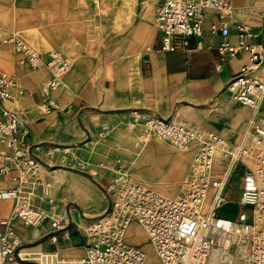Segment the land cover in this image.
Wrapping results in <instances>:
<instances>
[{"label":"built area","instance_id":"obj_1","mask_svg":"<svg viewBox=\"0 0 264 264\" xmlns=\"http://www.w3.org/2000/svg\"><path fill=\"white\" fill-rule=\"evenodd\" d=\"M233 8L232 0H158L154 10L158 48L162 51L201 48L205 11L212 10L209 30L222 37L217 46L221 58L241 50L249 53L248 61L223 87L231 98L252 109L238 143L229 144L223 136L177 120L172 114L142 113V141L155 135L178 148L190 144L196 148V165L173 196L118 170L103 185L107 205L100 214L74 219L69 213H54V186L43 178L41 167H68L89 176L97 170L89 161L68 152L65 145L49 143L37 148L39 143L28 140L30 132L22 114L0 106V179L9 181V185L0 183V202L10 201L5 208L0 205V264H145L142 247L124 238L131 222L143 228L160 264H264V124L255 117L264 96V75L257 72L264 63V39L258 44L247 41L249 28L233 22ZM231 25L237 31L236 44L228 40ZM0 43L11 45L31 68L47 70L37 93L42 111L50 112L57 105L54 92L62 86L70 61L58 52L43 54L12 33L0 31ZM16 86L12 75L0 72V98L13 99ZM105 133L104 126L97 131L98 136ZM33 145L42 151L44 159L32 150ZM217 154L222 159L219 170L212 167ZM104 164L98 162L99 167ZM233 176H241L237 203L245 211L237 223L219 213L228 200L226 189ZM16 222L33 228L47 223L43 235L49 245L76 236L83 253L67 256L57 248L27 246ZM233 233L244 235V255L211 261L210 253L216 245L230 252V244H224L220 237Z\"/></svg>","mask_w":264,"mask_h":264},{"label":"crops","instance_id":"obj_2","mask_svg":"<svg viewBox=\"0 0 264 264\" xmlns=\"http://www.w3.org/2000/svg\"><path fill=\"white\" fill-rule=\"evenodd\" d=\"M145 1L138 18L147 23L151 20L152 5L148 0ZM131 2L133 5L137 4V0ZM232 3L233 22L247 24L249 28L247 41L254 44L261 42L264 39V0H232ZM84 10L82 0H0V11L3 13L0 26L15 25L17 28H25L28 36H32L41 50L30 45L43 54L52 51L62 55L65 53L73 58L72 67L64 76V84L54 92L56 107L50 112H43L37 91L39 82L47 77V70L34 69L37 71L34 73L28 64L29 68L20 60L19 54L11 45L14 53L1 51L0 67L12 70L13 74L5 73L16 79L17 86L13 89V99L0 98V106L12 109L19 106L30 132L29 142L39 143L37 148L49 143L68 144L72 147V144L90 136L94 129L99 130L97 124L100 120L108 121L111 116L124 112L125 108H138L144 113L155 111L162 116L173 113L175 119L217 133L229 144L232 140L238 139L239 142L242 139L252 109L231 98L223 87L230 76L248 61L249 53L241 50L236 55L221 58L217 46L222 37L209 30L212 10L205 11L202 47L191 51L160 50L155 27L149 49L142 48L140 36H135V26L117 44L106 43L104 46L99 43L97 35H94L93 27H96L97 21L91 20L88 25L82 19ZM228 40L232 44L238 41L233 25L230 27ZM120 49L124 54L116 57L115 52ZM263 70L264 65L257 70L258 74L264 75ZM259 104L255 112L257 118H261L264 113V96ZM103 126L106 133L110 131L109 126ZM113 134L121 136L123 132ZM127 137V141L135 140L133 133H128ZM154 141L152 137L147 141L141 140L143 144L137 150H128L130 155L125 157V163L122 162L123 170L129 167L130 178L173 196L180 189L178 180L183 172L188 174L194 167L195 146L190 144L186 151L180 152ZM136 143L135 140L134 144ZM32 150L44 159L42 151L36 150L35 145ZM142 155L154 157L150 163H143L154 165V168L148 169V173L133 170L134 162ZM79 157L90 159L81 155ZM112 158L113 165L106 169L107 165L104 164L102 168L109 173V179L116 173L117 158L120 157L116 155ZM157 164L160 170L155 174L153 171ZM236 177L239 179L240 190L241 176ZM43 178L51 181L54 186L53 195L57 202L55 212L61 216L70 214L74 219H79L83 215L98 214V191L80 175L69 173L65 167H58L48 170ZM0 183L9 185V181L3 178ZM73 200L90 209V212H80L78 204ZM70 202L71 205L67 206ZM0 205L5 208L10 205V201H1ZM15 227L27 246L57 248L62 255L67 256H79L83 253L76 236L70 241L49 245L43 235L48 230L47 223L33 228L16 222Z\"/></svg>","mask_w":264,"mask_h":264},{"label":"rangeland","instance_id":"obj_3","mask_svg":"<svg viewBox=\"0 0 264 264\" xmlns=\"http://www.w3.org/2000/svg\"><path fill=\"white\" fill-rule=\"evenodd\" d=\"M147 2L152 5L151 20L148 21L147 23L143 21L142 19L138 18V15L143 9V5L146 3L145 0H137V4L135 5L131 4L132 3L131 0H82L83 6L85 8V10L82 13V19L86 20L88 22V25L91 24V20L97 21V25H95L96 27H93L95 29L94 35L95 36L97 35L99 43L103 44L104 46H106L105 45L106 43H109V45L117 44L118 43L117 41H119L121 38L124 39L125 35L130 31V28L135 26L136 27L135 30L137 31V34L135 36L137 35L140 36V39L142 41L141 46L142 48L145 49L149 47L151 43L150 40L154 34V10H155L158 0H148ZM90 8H92L93 10H90ZM1 17H3L2 11H0V18ZM0 30L3 32H8V33L18 35L22 37L24 40H26L29 44H31L34 48L38 49L39 51L41 50L39 46L33 41L32 36H28L27 30L25 28H17L15 25L8 26V27L0 26ZM114 49H115V46H114ZM1 51L9 52L11 54L14 53L10 45L3 44V43H0V53H2ZM7 54L8 53H6V55ZM123 54L124 52L122 49L116 50L115 52L116 57L117 56L119 57V55H123ZM63 55L66 58H68L71 63V66L69 68L70 70L73 64L72 62L73 58L70 55H67L65 53H63ZM262 65H264V63ZM27 68H29L28 65H27ZM31 70L34 71L33 68H31ZM0 72H8V73L13 74L12 70L7 69V68L6 69L1 68V67H0ZM35 72L37 71H34V73ZM262 72L264 74V70ZM43 79L39 82L40 84L42 83ZM64 82H65V79L63 78L62 85L64 84ZM237 105L239 104L237 103ZM14 109L20 112L19 106L14 107ZM123 110L124 112H120V114L118 115L111 116V118L108 119V121L107 120L99 121V123L97 124V127L99 128V130L101 129L103 124L110 127V131L105 133L104 136H98L97 134L98 129H96L97 131L94 129L92 134L90 133L91 134L90 136L88 135V137H86L83 141L77 144H72L71 145L72 147H70V145L68 144H59L61 147L64 145L66 147H69L68 152H72V154L77 157H79V155H81V157H84V156L89 157L90 159L88 158H84V159L89 161L93 170H97L94 176H88L87 174L77 169L65 167L67 168L69 173L80 175L92 187L97 189L98 191L97 204L99 206L98 207L99 210H97L98 214H100L106 206V198H105V194L103 191V185L105 184V181L109 180V176H108L109 173L105 171L109 166H112L114 163L112 156L114 157L118 155L120 158H117V161L121 160V162L125 163L126 162L125 157L130 155L129 151L137 150L143 144L138 137V133L144 127V125H142V122H144V119L141 117L143 112L139 110L138 108H125ZM263 119H264V113H262L261 118L256 117V120L262 124H264ZM118 131L119 132L122 131L123 134L120 136V134H117ZM113 132H116V134L119 137L113 134ZM128 133L134 134L133 138L136 140L137 142L136 144H134L135 140L127 141ZM152 138L155 139L154 142L166 144L170 148L176 151L181 152V151H186L188 149V147L178 148L170 144L169 142H166L160 139L159 137L155 135H153ZM88 140H91V141L88 142ZM237 140L238 139L230 141L231 142L230 144H234L235 142H238ZM111 141L113 142V144H110ZM74 150H75V153H74ZM151 159L152 160L154 159L152 155H145V156L142 155L139 160L134 162L133 170L136 172L144 171L145 173H148V169L154 168V165L153 166L144 165L143 163L144 162L150 163ZM101 160L102 161L104 160V163L107 165L105 170L102 169L103 167L98 166V162ZM44 167H46V169L50 168V166L48 165H45ZM128 168L129 167H126L123 170L124 174H126L127 176H129L130 174V169ZM159 170H160V166L157 164V167L155 168L153 173L158 174ZM185 174H187L186 171L183 172L180 179L178 180V183L180 182L181 184L182 178L185 176ZM44 175L45 176L47 175V171H44ZM152 176L154 175L152 174ZM178 189L176 192H178ZM238 190H239V179L238 177L233 176L230 180V184L228 187L229 205L228 206L223 205L219 208V213L221 215L236 217L237 211L239 210V205L236 201ZM2 201H5V200H2ZM73 201L76 202L75 200ZM68 205H71V202L68 203L67 206ZM78 207L80 209V212H84L86 214L90 212V209L84 208L80 204H78ZM138 226H139L138 224L131 222L128 225V237L125 239H127L128 241L134 244L140 245L142 249L144 250V252L146 253V259L150 260L151 264H157L158 259L155 255V252L153 248L151 247V245L146 241L145 233L142 231L143 229L139 226L142 229L140 230ZM228 238L230 239L228 242L230 244L228 251L230 250V253L235 254L236 246H237L236 239H232L229 236ZM216 247H221V246L216 245ZM241 256L242 255L239 254L235 258H239ZM158 264H160L159 260H158Z\"/></svg>","mask_w":264,"mask_h":264},{"label":"bare ground","instance_id":"obj_4","mask_svg":"<svg viewBox=\"0 0 264 264\" xmlns=\"http://www.w3.org/2000/svg\"><path fill=\"white\" fill-rule=\"evenodd\" d=\"M142 125H144L143 122H142ZM152 136H150V137H152ZM187 147H189V146H187ZM217 156L218 157H216V159H217L216 162H214L212 164V167H214V169H219V167L222 164L221 163V160H222L221 159V155L218 154ZM193 158H194V162L193 163H194V167H195V165H196V148H195V153H194V157ZM58 167H61V166H52V167L47 168V169H46V167H41V169H42V176L44 175V171L52 170V169H55V168H58ZM62 168H64V167H62ZM118 170L123 172V165H122L121 160H118V164L116 166V170L115 171L117 172ZM226 195H227V199H228V190L226 191ZM236 201H237V198H236ZM225 205L226 206L229 205L228 200H227V202H226ZM54 213H57V212H54ZM243 213L245 214V211H242L241 208H240V206H239V210L237 211L236 217L228 216V218H230L233 222L237 223L239 221V218H240L239 215L240 214H243ZM224 216H227V215H224ZM128 225H127V227H126V229L124 231V238H127L128 237ZM141 228H140V230L143 229V228L142 229ZM142 231H144V230H142ZM229 237L232 238V239H236L237 246H236L235 254H232L230 252H227L226 250L222 249V247H213L212 250H211V253H210V257H209L211 261H213V262H219V261H223V260H227V259H233V258H235L239 254L244 255V253H245V242H246L245 241V238H244V235L243 234L233 233V234H230ZM220 238L223 240V243L224 244H226L230 240L228 238V236H221ZM144 262H145V264L146 263L151 264L150 263V260H147L146 259V253H145ZM157 264H158V260H157Z\"/></svg>","mask_w":264,"mask_h":264}]
</instances>
